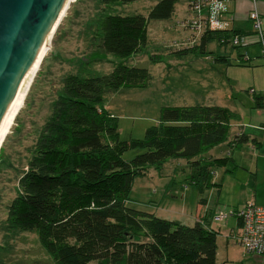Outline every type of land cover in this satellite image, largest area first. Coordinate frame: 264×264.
<instances>
[{"label":"trees","instance_id":"obj_1","mask_svg":"<svg viewBox=\"0 0 264 264\" xmlns=\"http://www.w3.org/2000/svg\"><path fill=\"white\" fill-rule=\"evenodd\" d=\"M176 2L159 0L148 19L170 18ZM148 19L141 14L104 15L89 58L99 61L109 54L127 58L139 53L148 40ZM230 33L242 34L234 29L207 31L198 46L176 54L204 53L209 40L217 43ZM217 60L227 62L223 56ZM150 78L146 68L118 62L108 74H70L64 79L63 92L36 140L6 221L13 232L35 230L55 264H216L218 231L208 222L179 224L126 203L135 178L171 158L186 161L189 181L199 194L211 188L220 192L214 170L227 168L233 159L207 153L222 143L233 147L247 141L245 136L230 140L231 122L240 116L216 105L166 106L143 139L120 140L117 118L102 105L104 95L121 88H144ZM261 99L255 96L256 106L261 107ZM130 149L141 152L127 161L123 154Z\"/></svg>","mask_w":264,"mask_h":264},{"label":"rangeland","instance_id":"obj_2","mask_svg":"<svg viewBox=\"0 0 264 264\" xmlns=\"http://www.w3.org/2000/svg\"><path fill=\"white\" fill-rule=\"evenodd\" d=\"M158 1L132 0L105 6L101 0H75L69 4L0 150V264H55L35 230L13 232L7 229L6 221L7 208L19 190V179L68 75L108 74L118 62L148 70L151 78L146 87L121 88L104 95L102 105L117 118L120 140L143 139L146 129L158 123L161 108L166 106L216 105L235 111L238 105L253 101L250 78L233 60L236 49L225 53L216 41L209 40L204 53L193 50L177 55L179 50L198 46L200 39L178 23L186 15L185 0H177L170 18L148 19ZM226 4L230 12L233 6L230 1ZM106 14H141L148 19V40L139 53L127 58L109 54L99 61L89 58L98 22ZM237 50L243 53L245 48ZM222 56L227 62L217 60ZM152 57L160 61L154 62ZM234 124L236 121L231 122L230 135ZM140 152L130 149L123 158L129 161ZM227 153L225 143L213 150V155ZM237 153H233L236 165L216 169L213 180L222 185L219 193L211 188L199 194L189 181L191 170L186 161L171 158L160 167L146 168L144 175L135 178L126 204L192 226L199 200L206 198L216 212L211 221L212 228L218 231L216 264H264V256L246 253L230 235L235 225L232 212L250 202H245V198L253 194L255 185L252 161L236 158ZM220 213L226 214L222 221L215 219Z\"/></svg>","mask_w":264,"mask_h":264},{"label":"water","instance_id":"obj_3","mask_svg":"<svg viewBox=\"0 0 264 264\" xmlns=\"http://www.w3.org/2000/svg\"><path fill=\"white\" fill-rule=\"evenodd\" d=\"M67 0H0V131Z\"/></svg>","mask_w":264,"mask_h":264},{"label":"crops","instance_id":"obj_4","mask_svg":"<svg viewBox=\"0 0 264 264\" xmlns=\"http://www.w3.org/2000/svg\"><path fill=\"white\" fill-rule=\"evenodd\" d=\"M230 4L233 8L229 12V15L232 16V20L229 22V30L234 29L241 33H251L253 27L249 19V12L255 8L260 14L262 29L264 31V0H257L255 5H253L252 0H231ZM222 49L225 53L232 51L231 48ZM236 51V55L233 57V60L236 62L235 66L242 68L248 74L250 84L253 85L250 88V92L254 97L253 101L251 100L237 106L239 108L235 111L239 114L240 118L236 121L234 127H232L230 135V140L235 136H245L247 141L233 147L227 143L225 144L228 151L227 155H230L233 159L232 164L236 165L235 159L233 158L235 151H238L236 158H247L252 161L255 168V185L253 194L245 198V202L250 200L256 205L264 207V60L261 58V47L258 44H252L245 48V51L249 55V59L246 61L241 57L242 52L237 49ZM255 96L262 98L260 101L261 107L256 106ZM218 147L219 145L210 150L207 155L217 157L218 155H213V150ZM214 175H216V170H214ZM204 199L205 203L199 204L198 206L195 222L197 220L208 222L212 228L211 221L216 212L213 208H210L208 200L206 198ZM234 217L235 225L231 228L230 235L236 234L240 227L239 219L236 216Z\"/></svg>","mask_w":264,"mask_h":264},{"label":"built area","instance_id":"obj_5","mask_svg":"<svg viewBox=\"0 0 264 264\" xmlns=\"http://www.w3.org/2000/svg\"><path fill=\"white\" fill-rule=\"evenodd\" d=\"M227 1L231 0H185L186 15L178 23L199 39L207 31L229 30L232 16L229 15ZM256 1L252 0L253 5ZM249 19L253 27L251 33H230L227 36H221L217 43L224 49L246 48L252 44H258L261 47V58L264 60V31L260 14L255 8L249 12ZM241 57L244 61L249 59L246 51ZM232 214L240 220L238 232L231 235L237 244L248 254L264 256V207L250 201L240 209L234 210ZM225 217L226 214L220 213L215 219L222 221Z\"/></svg>","mask_w":264,"mask_h":264},{"label":"bare ground","instance_id":"obj_6","mask_svg":"<svg viewBox=\"0 0 264 264\" xmlns=\"http://www.w3.org/2000/svg\"><path fill=\"white\" fill-rule=\"evenodd\" d=\"M75 0H67L66 1V4L62 10V13L54 27V29L52 30V32L50 33V35L48 36V38L46 39L44 45L42 46V48L40 49V52L38 54V56L36 57L31 69H30V72L27 76V79L0 131V150L2 149V146H3V143L4 141L6 140L8 134L10 133L11 131V128L12 126L14 125V122H15V118L17 117V115L19 114L21 108L24 106V102H25V98H26V95L30 89V86L36 76V73L37 71L39 70L40 68V65L44 59V57L47 55V52L50 48V43H51V38H52V35L54 33V30L57 26V24L59 23V21L62 19V17L65 15L67 9H68V6L71 2H73Z\"/></svg>","mask_w":264,"mask_h":264}]
</instances>
